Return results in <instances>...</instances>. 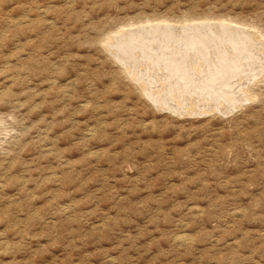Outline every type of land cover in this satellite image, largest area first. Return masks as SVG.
Listing matches in <instances>:
<instances>
[{
	"label": "rangeland",
	"instance_id": "374dc122",
	"mask_svg": "<svg viewBox=\"0 0 264 264\" xmlns=\"http://www.w3.org/2000/svg\"><path fill=\"white\" fill-rule=\"evenodd\" d=\"M214 24L253 35L233 68H263L227 115L135 80L188 88L211 41H106ZM262 52L264 0H0V264H264Z\"/></svg>",
	"mask_w": 264,
	"mask_h": 264
},
{
	"label": "bare ground",
	"instance_id": "6f19581e",
	"mask_svg": "<svg viewBox=\"0 0 264 264\" xmlns=\"http://www.w3.org/2000/svg\"><path fill=\"white\" fill-rule=\"evenodd\" d=\"M209 24H211V23H209ZM162 25L159 27H149V28L147 26V28H145L143 30H142V28H140V30L139 29L138 30L133 29V28L132 29L129 28L130 30H125L124 28H120L114 33V34H116V36L114 38L108 37L106 39V41L110 42V43H114L112 45V47H114L115 49L116 48H126L127 49L129 47H132V45H131L132 42L133 41L135 42L137 40L138 36H140L142 34L144 35V33H143L144 30L155 29V31H157V32H155V34L159 35V37H166V34H169L172 36V34H174V31L180 34L179 36L174 35L176 38L191 37V41H190L191 44L198 43V44H203L204 46H206L207 44L210 43V42L208 43L207 41H211V43L215 44V45L211 46V48L212 49L214 48L217 50L216 51L212 50L211 53L210 52L208 53V51L205 52L206 56H208V58H209V59L207 58L208 60L206 62L201 61L198 64H194V63L192 64L193 65L192 68L188 70L189 75H191L190 79H189V77H188V80H187V78L184 79V80H187L186 83L189 85V87L184 89V90H183V88L177 87L176 85L170 84L169 86L168 85L164 86V84H165V83H163L164 80L163 81L160 80V86L159 87L154 88V85H153L152 89L145 90L144 89L145 85L141 84L135 78V80H136L137 84L139 85V88L142 90L143 94H145L146 97L153 104L157 105L160 108H163L162 107L163 106V100H162L163 97L170 96L172 94V90L176 89L177 90V92H176L177 96H179V97L174 98V100H173L174 102L170 103V107L168 108V110H170L171 113H173L177 116H181V117L184 116L185 114L186 115H193V116L194 115L200 116V115H205V114L207 115V114L214 112V111L219 113V114H222V115H227V114H230L231 112H233L235 109L243 106L242 105L243 103L245 104L246 101L248 102L251 99V96L249 95V91H248L249 83H251V81L253 79H256L259 76V74L261 73L263 68L257 70L252 65H249L251 63L248 64L247 61H245V60H242V66H244V67H239V68H243L241 70H236L235 68H233V66L231 64L233 62H238L236 60L238 58V54H236V49L242 50L244 47L250 48L251 47L250 45L254 44V43H251L249 41L250 38H253V35L247 33V31H245L241 28H236V27H233L230 25H223V24H214L212 26L193 25L192 29L190 27H182V26H180V27H178V26L177 27H165L166 24H165V26H162ZM173 26H175V25H173ZM161 29L163 31L160 33L159 30H161ZM206 31H209V33L213 35L211 40L210 39L209 40L203 39L200 37L201 35H204V36L208 35V33H205V34L203 33ZM154 36L155 35H153V37ZM146 37H148V36H146ZM176 41H177V39H176ZM108 45H110V44H108ZM140 45H142V41H141ZM146 46H148V45H146ZM216 46H217V48H216ZM240 46H242V47H240ZM136 47L138 49L140 46L137 45ZM172 47H173V45H172ZM209 49L210 48H208V50ZM260 51H262V50H260ZM119 54H120V52H119ZM130 54H131V52H130ZM132 54H131V56H132ZM234 54L236 56H234ZM250 54H248V55H250ZM259 54H261V53H259ZM135 56H137V55H135ZM194 56H196V55H194ZM253 56H256V55H253ZM257 56H259V55H257ZM198 57H200V56L198 55ZM163 58H164V56H163ZM190 59H193V58L191 57ZM259 59L264 60L262 57ZM132 60L135 61L134 59H132ZM127 61H128V59H127ZM259 62H262V61L259 60ZM149 63H151V61ZM258 64H261V63H258ZM170 66H172L171 68H173L175 65H172V63H171ZM142 67H143V65H142ZM173 69H176L175 75H177L176 73H179L178 67L176 66V68H173ZM134 70H136V69H134ZM256 70H257L256 74L248 75L249 72L256 71ZM150 71H151V69H150ZM162 71L163 70H161V72ZM131 72H128V74H130ZM218 72H219V75H218ZM172 73H174V72H172ZM136 74H137V72H136ZM165 74H166V71H165ZM130 75H131V77L137 76L133 73ZM151 75H153V74H151ZM192 75H194V78L192 77ZM180 80H182V79H180ZM167 82H169V81H167ZM146 83H148V82H146ZM178 88H180L181 91H179ZM151 90L156 91V92L154 94H152L153 91H151ZM173 96H175V95H173ZM157 97H158L160 103L157 101ZM183 97H184V99H183ZM206 98H208L209 100L208 99L205 100ZM211 114H213V113H211Z\"/></svg>",
	"mask_w": 264,
	"mask_h": 264
}]
</instances>
